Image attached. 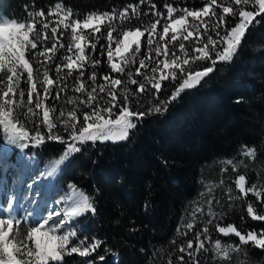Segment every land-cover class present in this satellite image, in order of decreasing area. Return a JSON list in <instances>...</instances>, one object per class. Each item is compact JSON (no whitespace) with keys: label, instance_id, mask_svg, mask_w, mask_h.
I'll list each match as a JSON object with an SVG mask.
<instances>
[{"label":"trees","instance_id":"1","mask_svg":"<svg viewBox=\"0 0 264 264\" xmlns=\"http://www.w3.org/2000/svg\"><path fill=\"white\" fill-rule=\"evenodd\" d=\"M165 2L190 10H199L203 6L202 0H152L155 9L140 4V0H0V14L23 17L27 10L44 9L47 12L49 8H54L55 3H61L83 20L89 12H111L113 9L119 12L128 4H140L141 21L145 25L142 30L147 35V25L156 19L154 11L167 16ZM173 15L178 17L179 14ZM257 20L259 23L246 31L232 60L218 62L213 73L198 87L186 91L163 116L148 115L129 132L125 140L117 143L97 141L94 145L88 142L83 145L84 151L61 161L55 182L63 187L75 185V188L95 200V214L89 212L77 217L82 226L79 234L103 242L93 257L104 255L105 260L96 259L95 264H168L169 260L172 264H180L181 253L178 249L189 240L195 244V233L213 217L214 223L208 225L213 242L221 239L225 245L238 243L234 235L220 234L216 224H233L242 233L264 230V222L252 220L246 211L248 203H253L260 211L261 198H253L251 194L245 196L236 187L238 176L243 174L246 176V188L255 184L257 191H264V19L257 17ZM141 21L133 18L130 24L125 22L123 27L126 30L127 27L139 26ZM206 21L208 17H202L200 21L188 18V25L197 23V32H202ZM156 31L162 32L161 24H157ZM90 32L91 29H86L82 34L85 35L82 41L86 55V67L83 69L85 77L95 71L98 84L106 83L103 79L105 75L127 79L124 74L111 72L107 55L110 49L113 58L122 67L126 58H131V52L115 55L116 40L121 39L119 29L113 32L111 43L103 26V35L96 34L98 39L86 35ZM54 42L57 43L58 51L53 61L48 63V70L50 77L55 80L56 65L65 56L75 59L78 53L71 40L70 30L61 27ZM92 43L97 45L95 50L91 49ZM184 43L190 51L191 46L188 42ZM69 45L73 49L71 52L68 51ZM141 53L143 55L137 54L135 63L126 71L135 73V69L140 68L139 59H145L148 67L140 68V73L151 75V68L160 64L164 56L156 57L155 53L149 56L143 37ZM90 59L99 60V65L93 67L87 63ZM30 63L34 69L33 82L37 83L43 96L40 81L44 69L34 59ZM199 67L200 62H192L191 70H198ZM163 71L162 67L157 68V78L170 70ZM67 72L68 69L64 67L61 75L65 76ZM26 75L22 70L19 85V89L25 93L30 87ZM75 76L74 72L73 76L63 80L60 86L66 85V90L60 93L59 100L50 97V102L45 101L41 109H34L37 121L42 118L44 107H55V115H59L61 109L67 111L74 107L67 101L78 103L85 98L82 93L75 91ZM134 78L143 80L144 76L134 75ZM87 83L90 90L91 81ZM174 86H178V82H162L160 98L170 94ZM25 130L32 135L31 125ZM58 130L67 137L62 129ZM27 142L29 146L21 149L9 144L2 133L0 154H4L11 163L32 159L39 165L57 157V150L50 148L55 141L45 139L40 146H33L30 140ZM243 145L255 148L256 155L241 157L239 150ZM229 159L233 161L232 164L228 163ZM146 202L151 204L147 212L144 207ZM209 211L213 216L208 215ZM193 221H196L194 228L188 230L186 225ZM25 224L28 228L29 223L25 221ZM248 253L254 255L249 257ZM195 258L200 264L206 261H209L207 264H264V251L246 245L239 252L230 249L227 258L204 251L197 252ZM86 259L92 257L66 256L64 264H83Z\"/></svg>","mask_w":264,"mask_h":264},{"label":"snow or ice","instance_id":"2","mask_svg":"<svg viewBox=\"0 0 264 264\" xmlns=\"http://www.w3.org/2000/svg\"><path fill=\"white\" fill-rule=\"evenodd\" d=\"M202 3L203 6L199 10H190L188 7H174L172 3L165 2L164 8L167 16L164 17L161 12L154 11L153 15L156 19L147 25V35L142 30L145 25L141 21L142 14L139 9L140 4H147L155 9L156 6L152 0H140V4L135 6L128 4L119 12L115 9L111 12H89L83 20L73 13L71 8H65L61 3H55L54 10L49 8L47 12L44 9L27 10L23 17L0 15V73H4L8 82L6 89L2 92L5 99L0 102V126L7 137V142L25 149L29 145L24 141L30 140L33 146L42 145L45 139L59 141L61 145H68L67 151L60 158L64 161L84 151L83 145L88 142H92L93 145L97 141L117 143L125 140L129 132L135 129L144 117L163 116L186 91L198 87L213 73L218 62H230L245 37L246 31L255 23H259L257 17L264 19V0H221L220 3L218 0H202ZM174 13H178V17L174 16ZM202 17H208L210 21L204 22L202 32H197L199 24L188 25V18L200 21ZM133 18L141 21L140 25L127 27L125 30L123 27L125 22L130 24ZM114 21H119V23H113ZM157 24H161L162 32L156 31ZM101 26L107 31L109 43L113 40V32L119 29V36L123 38L116 40L117 53L131 52V58H126L123 67L116 63L110 65L111 72L124 74L127 79L105 75L103 79L106 83L98 84L95 71L85 77L83 69L86 67V55L81 44V41L85 40V35L80 33L84 29H91V32L86 35L98 39L97 33L103 35ZM61 27L64 30H70L71 40L75 43L78 55L75 59L72 56H65L56 65V79L54 80L50 77L48 63L53 61L58 51L54 40ZM194 33L195 39H192ZM142 37L146 40L149 56L155 53L156 57H165L162 64L151 68V75L140 73V68L148 67L145 59H139L140 68L135 69V73L131 70L126 71L131 64L135 63L137 54L143 55L141 53ZM165 37L168 38L165 39ZM49 41L53 42L49 45ZM184 42H188L191 46L190 51L186 49ZM60 47H65V45H60ZM67 47L68 51H73L70 45ZM96 47V43L91 44L92 50ZM180 52H183L185 56L182 60L179 57ZM107 55L111 61L113 53L110 49ZM41 58H43V63H41ZM31 59H34L35 63L44 69L43 79L40 81L43 96L38 90L37 83L33 82L34 69L30 63ZM192 62H200L198 70H191ZM87 63L95 67L100 61L90 59ZM64 67L68 69V72L62 76L61 70ZM160 67L170 71L157 78V68ZM20 70L27 74L26 81L30 86L27 93L19 90ZM74 72L76 73L75 91L82 93L85 98L79 100L78 103L73 100L67 101L74 107L67 111L61 109L59 115H55L57 111L55 107H44L42 118L37 121L35 119L37 112L34 109H41L42 104L49 101L50 97L59 100L60 93L66 90V85L63 87L60 85L67 77L73 76ZM134 75L144 76V79L134 78ZM0 79L3 77L0 76ZM87 81H91L90 90ZM164 81L178 82V86H174L170 94L161 99L162 82ZM149 84L151 87H148ZM128 85L136 87L131 88ZM12 95H18L21 100L26 96V111L22 108L15 114V117H13L10 106H21L14 103ZM29 125H31V136L29 131L25 130ZM58 129H62L63 133L67 134V138ZM239 153L241 157H254L256 149L243 145ZM228 163L232 164L233 161L229 159ZM245 181L246 176L240 174L236 180V187L245 196L251 194L253 198L260 197L259 203L262 205V209L258 211L253 203H248L247 214L254 221L264 222V191H257L255 184L246 188ZM70 187L75 188V185ZM98 192L99 189H97ZM79 195L80 202L71 208L70 215L78 217L89 212L95 214L94 198L84 192H80ZM144 207L147 212L151 204L146 202ZM7 210L11 213V203L7 204ZM208 215L213 216L211 211ZM52 219L50 213L39 227H31L27 232L28 239L34 242V248H31L24 244L22 234L14 233L10 236V233H13L11 216L7 219L0 218V264H64L65 257L73 255L81 258L92 257V259L84 260L83 264H95L96 259L105 260L104 255L93 257V253H96L103 243L101 240L94 239L90 243L86 239L77 240L78 234L71 228L62 235L53 234L57 230V225L60 228L65 227L63 220L54 221L47 231H42ZM214 219L215 217L209 219L205 226L195 233V245L189 240L186 245L178 249L181 253L180 264H200V261L195 258L199 251L215 252L216 256L223 254L225 258L229 255V249L239 252L246 245L264 251V230H248L242 233L233 224L227 226L216 224L215 227L223 236L234 235L238 238V243L222 247L221 239H215L213 248L208 249L205 242L210 243L212 239L208 225H212ZM16 223L18 224L19 221ZM195 224L196 221L190 222L186 228L192 230ZM17 253L20 254L19 259ZM248 255L251 257L254 253H248ZM168 264H172V261L169 260Z\"/></svg>","mask_w":264,"mask_h":264},{"label":"rangeland","instance_id":"3","mask_svg":"<svg viewBox=\"0 0 264 264\" xmlns=\"http://www.w3.org/2000/svg\"><path fill=\"white\" fill-rule=\"evenodd\" d=\"M0 15L8 17L3 14ZM85 30L86 29L80 34H84ZM122 38L121 36V39ZM116 47L117 45L115 46V55L121 54L122 52H116ZM73 54L75 55V53ZM179 57L182 60L185 57L184 53L180 52ZM164 59L165 57H163L160 64H162ZM109 63L117 64L114 58H112L111 61L109 60ZM167 70L168 69H164L163 72ZM20 71L22 72V70ZM0 76L3 77V79H0V102H3L5 98L2 96V92L6 89L8 82L4 73H0ZM11 98L16 105L19 104L21 106H10L13 117H15L16 111H21L22 108L26 111V99L21 100L18 95H12ZM15 108L16 110L14 111ZM0 129L4 134L2 126H0ZM2 133H0V137H2ZM5 138L7 137L5 136ZM24 142L28 143L27 141ZM50 148L57 150V157L54 158L53 161L45 162L42 165L34 163L35 160L33 161L32 159L11 163L7 160L8 158L6 159L4 154H0V218L7 219L11 216L13 220L15 218L16 221H19L18 224L16 221H13V233H10V236L14 233L22 234L24 244H27L28 247L31 248H34V242L28 239L27 232L30 231L31 227H39L40 224L48 218L50 213L53 219L49 221V224L46 225L42 231H47L48 228L53 225L54 221L63 220L65 227L60 228V226L57 225V230L53 234L62 235L71 228L77 232V240L86 239L87 242L90 243L94 239L79 234L82 226L77 216L70 215L71 208L75 207V205L80 202L79 194L81 191L77 188L70 187L72 184L63 187L55 182V176L61 169V160L59 158L67 151L68 145H61L59 141H55L51 143ZM59 154L62 155L58 156ZM49 173H51V175H49ZM9 203L12 204L11 213L7 210V204ZM22 218L29 223V229L25 221L21 222ZM19 224H23V226H18ZM205 243L207 248L214 245L213 241L210 243L206 241ZM221 246L226 247L227 245L221 244ZM220 256H223V254ZM17 258H20L19 253H17ZM208 259L212 260L211 257H208ZM208 262L209 261H206L205 264Z\"/></svg>","mask_w":264,"mask_h":264}]
</instances>
